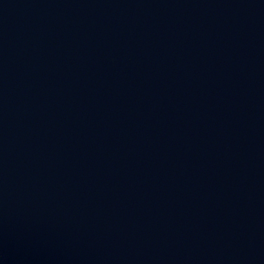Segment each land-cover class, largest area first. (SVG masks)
<instances>
[{"label": "water", "instance_id": "water-1", "mask_svg": "<svg viewBox=\"0 0 264 264\" xmlns=\"http://www.w3.org/2000/svg\"><path fill=\"white\" fill-rule=\"evenodd\" d=\"M0 264H264V0H0Z\"/></svg>", "mask_w": 264, "mask_h": 264}]
</instances>
